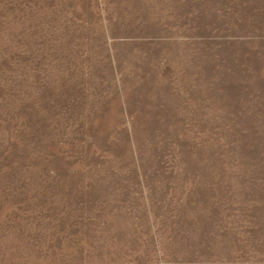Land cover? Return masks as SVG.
I'll list each match as a JSON object with an SVG mask.
<instances>
[{
	"label": "rangeland",
	"instance_id": "rangeland-1",
	"mask_svg": "<svg viewBox=\"0 0 264 264\" xmlns=\"http://www.w3.org/2000/svg\"><path fill=\"white\" fill-rule=\"evenodd\" d=\"M0 264H264V0H0Z\"/></svg>",
	"mask_w": 264,
	"mask_h": 264
}]
</instances>
